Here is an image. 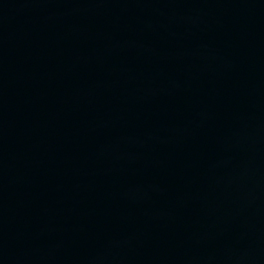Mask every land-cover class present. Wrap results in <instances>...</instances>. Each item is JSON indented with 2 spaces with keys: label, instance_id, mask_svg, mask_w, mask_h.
<instances>
[{
  "label": "water",
  "instance_id": "95a60500",
  "mask_svg": "<svg viewBox=\"0 0 264 264\" xmlns=\"http://www.w3.org/2000/svg\"><path fill=\"white\" fill-rule=\"evenodd\" d=\"M31 264H264V0H161Z\"/></svg>",
  "mask_w": 264,
  "mask_h": 264
}]
</instances>
